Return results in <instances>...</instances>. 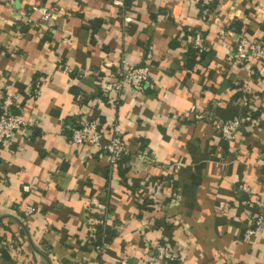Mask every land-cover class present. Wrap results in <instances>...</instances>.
Returning <instances> with one entry per match:
<instances>
[{"label": "crops", "instance_id": "crops-1", "mask_svg": "<svg viewBox=\"0 0 264 264\" xmlns=\"http://www.w3.org/2000/svg\"><path fill=\"white\" fill-rule=\"evenodd\" d=\"M34 5L52 9L50 25ZM199 11V0H0V97L41 80L25 106L35 134L0 150V264H264V230L244 237L247 213L264 214V56H231L239 35L264 38V0H216L204 23ZM197 27L207 50L192 61ZM123 59L148 64L153 86L117 97ZM80 114L100 119L105 142L119 125L129 158L110 167L72 144ZM235 115L229 140L215 125ZM159 241L180 259L153 261Z\"/></svg>", "mask_w": 264, "mask_h": 264}, {"label": "built area", "instance_id": "built-area-1", "mask_svg": "<svg viewBox=\"0 0 264 264\" xmlns=\"http://www.w3.org/2000/svg\"><path fill=\"white\" fill-rule=\"evenodd\" d=\"M125 0H112L113 4L124 8ZM215 0H199L200 11L199 19L202 23L208 20L213 8L210 4ZM33 8L40 15V22L50 25L53 19V11L50 7H40L34 5ZM125 21H129V17H124ZM221 34L225 33L220 29ZM191 46L197 49L198 55H201L207 50L205 36L200 27L194 29L191 37ZM232 58L240 65L247 66L250 63L261 59L264 56V38H250L244 35H239L238 40L232 52ZM62 70L70 73L71 69L66 65H62ZM153 86L149 77V65L143 63L137 65L123 59L118 66L116 79L110 85L111 90L117 93V97L121 95L125 88L131 89L134 93H142L147 88ZM41 80L35 79L31 85L25 90L24 95H18L5 91L0 97V150L8 146L19 133L26 139H30L33 134V129L37 126L35 116L26 115L25 106L33 103L40 94ZM243 105H247V99H243ZM245 118L235 115L224 121L217 122L215 128L226 139H233L237 130L242 126ZM108 141H104L105 132L102 123L98 117H88L85 114L76 115L73 124L69 126V140L72 144L87 149L89 153L104 152L107 156L110 167L116 166L122 155L127 154L125 146L121 139V130L119 125L111 122L109 126ZM93 204L106 213V206L100 203L97 199L92 200ZM25 212L30 213L33 210L31 205H25ZM106 218L104 217V221ZM248 226L244 231V237L249 238L257 232L258 229L264 230V214L262 213H247L246 217ZM103 221V222H104ZM98 240H92L90 247L94 250L103 253L106 250L107 240L101 236H97ZM154 260L167 261L180 259L169 244L157 242L153 246Z\"/></svg>", "mask_w": 264, "mask_h": 264}, {"label": "trees", "instance_id": "trees-1", "mask_svg": "<svg viewBox=\"0 0 264 264\" xmlns=\"http://www.w3.org/2000/svg\"><path fill=\"white\" fill-rule=\"evenodd\" d=\"M215 4H216V0L210 4V7H211V8H214ZM193 31H194V29H193V30H190L189 34H190V35L193 34ZM188 56H189L190 59L193 61V60L195 59V57L198 58L200 55H198L197 49L193 48V47L190 45ZM35 132H36V129L33 131V134H32V135H34ZM128 158H129V156H128L127 154L122 155V157L118 160V163H119L120 160L122 161V160H126V159H128ZM98 231H99V233L101 234V232H102V228H98Z\"/></svg>", "mask_w": 264, "mask_h": 264}]
</instances>
